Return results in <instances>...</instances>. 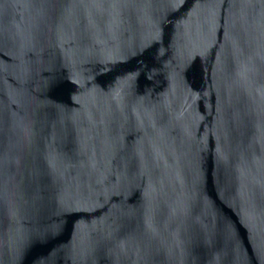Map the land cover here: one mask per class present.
I'll return each mask as SVG.
<instances>
[{
	"label": "water",
	"instance_id": "water-1",
	"mask_svg": "<svg viewBox=\"0 0 264 264\" xmlns=\"http://www.w3.org/2000/svg\"><path fill=\"white\" fill-rule=\"evenodd\" d=\"M0 264H264V0H0Z\"/></svg>",
	"mask_w": 264,
	"mask_h": 264
}]
</instances>
